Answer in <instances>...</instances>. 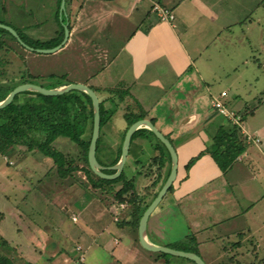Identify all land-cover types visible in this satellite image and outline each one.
Here are the masks:
<instances>
[{"label":"rangeland","instance_id":"rangeland-1","mask_svg":"<svg viewBox=\"0 0 264 264\" xmlns=\"http://www.w3.org/2000/svg\"><path fill=\"white\" fill-rule=\"evenodd\" d=\"M232 1L234 6L241 3V0ZM243 1V5L235 7L237 12L232 18H228L233 20L235 14V17L241 15L237 18L241 21L248 19L250 24L242 22L230 26L224 34L225 39H219L215 45L222 49L220 55L215 54V46L210 47V66L217 78H213L209 87H214L212 94L224 89L230 98L238 100L242 109L239 114L244 115L241 129L258 131L264 136V0ZM257 1L261 5L255 9ZM55 7V0H0V22L32 39L45 41L57 30L53 15ZM70 44L69 48L64 45L54 53L31 54L9 42L12 50L5 53V81H18L24 76L33 78L32 83L39 86H49L57 81L91 84L87 77L97 75L101 65L80 66L76 56H69L79 53L81 45L77 40ZM249 45L253 47L251 53ZM224 59L239 64L233 70L218 71V68H226ZM254 59L258 63L256 67L252 63ZM71 62L79 64L72 69ZM103 74L112 75L111 71ZM95 91L97 97L102 98L97 88ZM152 97L134 95L131 98L135 105L145 109ZM113 117L101 128V138L105 129L111 132L110 137H115L114 131L124 125L122 118ZM247 131L245 133L249 134ZM249 135L258 138L256 134ZM141 145L137 152L133 148L129 150L125 165L129 175L135 168L132 160L145 159L151 152L146 142ZM53 147L68 155L78 166H83L75 143L59 137ZM107 150L101 139L97 154L100 163L105 161H102L100 151L109 155ZM142 151L144 154L141 155ZM197 168L190 170L194 172ZM188 171L185 172L190 175ZM258 183H249V201L240 188L233 187L227 189L228 193L224 192L226 197L206 199L208 196L204 194V184H201L193 190V196L184 203L182 200L179 206L169 207L163 214L159 213V207L154 210L148 219V239L170 249L193 251L205 264H247L248 259L253 264L248 246L238 251L230 247L237 240L246 243L245 237L239 239L235 234L246 229L251 233L250 241L259 247L256 250L258 260L264 261V183ZM148 184L143 176L137 178L138 191ZM119 188V183L114 186L115 191ZM224 188L221 186L222 190ZM231 204H235V211L241 210L242 215L232 217L233 220L221 226L213 225L216 218L231 213L228 210ZM122 205L123 208L113 193L93 189L82 171L60 179L52 160L33 149L15 147L8 154L0 155V238L9 245L4 251L14 256L16 264H62V251L73 255L75 244L81 247V251L75 253L81 264H192L185 258L143 249L135 239L137 229L132 230L128 225L131 206ZM73 217L76 221H72ZM77 250L79 247L75 248ZM240 252L245 254L246 261ZM70 262L77 264L73 259Z\"/></svg>","mask_w":264,"mask_h":264},{"label":"crops","instance_id":"crops-1","mask_svg":"<svg viewBox=\"0 0 264 264\" xmlns=\"http://www.w3.org/2000/svg\"><path fill=\"white\" fill-rule=\"evenodd\" d=\"M234 3L232 0H83L74 17L76 22L74 24L73 21L68 30L65 48H69L74 40L79 41L81 45L80 52L76 54L73 52L75 55L69 57L76 56L80 66L94 67L100 64L102 67L96 71L97 75L94 73L87 77L92 85L83 82L74 84H83L99 91L107 87L127 88L124 102L133 107V112H137V108L131 97L153 96L146 108L141 110L146 114L145 119L149 121L152 119L161 134L169 138L177 155L176 178L171 193L163 200L159 209L161 214L169 207L179 206L182 200L184 203L201 184H204V194L208 196L206 199L226 197L227 189L233 187L240 188L242 195L249 201V183L252 181L264 183V136L258 131L248 132L241 129L242 132L256 134L260 139V145L248 142L245 151L226 173L222 174L207 154L200 156L193 166H190V175L184 169L186 163L209 143L208 124L220 117L211 108V100L224 89L215 94L211 93L215 90L213 86L209 87V84L217 77L212 73L210 66V47L217 45L219 39H225L224 34L232 24L238 25L242 22L250 24L248 19L241 21L237 18L241 15L235 17V14L233 20L228 18V16L232 18V14L237 12L235 7L243 5L244 1L241 0V3L235 6ZM154 4L168 9L173 14L172 25L157 19L152 12ZM260 5V1H257L255 9L260 8ZM249 47L251 53L253 47L250 45ZM214 49L216 55L221 54L222 49L219 47ZM223 61L226 68H218V71H226L227 68L233 70L239 64L227 59ZM252 63L255 67L258 64L256 59ZM76 65L71 64V68L77 67ZM107 71H111L112 75L104 76L103 73ZM222 102L228 110L242 113L241 104L228 94ZM125 104L119 105L114 117L112 116L113 119L116 117L123 119ZM124 127L125 122L119 130L114 131L118 135L115 134V137H110L111 132L106 129L102 133L101 139L110 152H114L118 147L120 141L118 137H121ZM105 137L107 139H104ZM142 142H146V147H149L146 140L136 138L132 146H129V150L133 148V151L137 152V149L140 150L142 147ZM100 154L102 161L105 160L107 155L101 151ZM99 165L103 166L101 163ZM193 167L198 168L193 172L190 170ZM219 185L225 188L222 190ZM221 204L226 207L225 202L221 201ZM234 205L231 204L228 208L231 213L216 218L213 225L221 226L233 220L232 217L242 215L241 210L235 211ZM235 234L239 239L241 236L245 237L246 243H242L241 239L229 246L236 251L248 246L250 248L248 254L254 258L252 263L262 264L264 261L257 258L258 246L250 241V231L244 229ZM148 241L153 245L162 246L152 243L149 239ZM76 247H79V250L75 251ZM72 250L79 253L81 247L75 244ZM62 252L60 261L62 264H68L72 259L78 264L77 254L72 255L66 250ZM240 255L245 258L244 253L240 252ZM248 261L250 262V259ZM249 262L247 264H251Z\"/></svg>","mask_w":264,"mask_h":264},{"label":"trees","instance_id":"trees-1","mask_svg":"<svg viewBox=\"0 0 264 264\" xmlns=\"http://www.w3.org/2000/svg\"><path fill=\"white\" fill-rule=\"evenodd\" d=\"M83 0H65V16L59 15L60 0H56L54 11V22L57 30L54 35L45 40L32 39L24 33L5 22L1 24L10 26L15 30L18 37L28 46L39 49H49L57 46L63 39V23H67V29L70 30L71 24L77 11L80 9ZM38 25V24H36ZM40 25V24H39ZM9 42L21 47L16 39L6 30L0 28V102L17 85L32 83V79L20 77L18 81H5V53L12 50ZM24 50V49H23ZM28 52V51H27ZM31 54H37L29 52ZM70 83H61L57 81L49 86L40 85L46 89L59 88ZM95 93V89L89 87ZM101 91L102 98H99V117L101 128L111 121L114 113L119 109V105L125 104L124 99L127 95V88L107 87ZM135 105V104H134ZM137 112H133V107L125 104L123 108V120L125 127L121 132L119 145L114 152L107 155L103 166L109 167L116 164L120 157V147L127 128L137 120L145 119L146 114L136 105ZM215 111V110H213ZM237 113V112H236ZM218 119L212 120L208 126L209 143L195 157L191 158L184 169L188 171L192 163L202 155H209L220 172L226 173L236 162L237 158L245 151L247 143L240 125L231 124L225 117L218 113ZM244 120V115L240 114V123ZM150 122L154 125V121ZM92 129V104L89 96L78 90L69 91L60 96H45L35 91H25L13 98V101L0 110V155L8 154L15 147H25L33 149L43 156L52 160L56 167L57 175L60 179L72 176L78 171H82L86 182L93 189H100L103 192L112 194L118 204L125 203L131 206L129 226L132 230L137 229L138 221L154 199L157 192L163 185L170 169V158L165 147L153 136L147 128L137 129L131 136L130 145L136 138L144 139L149 144L148 157L145 159L132 160L135 167L132 174L129 175L126 166L116 179L106 180L97 177L91 172L87 163V150L91 137ZM211 130V131H210ZM64 137L76 144L79 149L80 161L83 166H78L68 155L60 152L53 147V142ZM169 142V138L164 136ZM101 135L96 142V160ZM171 143V142H170ZM144 154L142 151L141 155ZM129 155V151H128ZM97 162H99L97 160ZM127 162V161H126ZM100 163V162H99ZM105 174H112L114 171L105 170ZM143 176L148 181L141 191L137 190V178ZM120 184L118 190H114L116 184ZM171 185L165 196L157 207H161L163 199L171 193ZM149 198V199H148ZM137 240V239H136ZM9 248L6 241L0 238V264H16V259L4 251ZM191 252L190 250H183ZM189 261V260H188ZM194 264L192 261H190ZM80 264V262H78Z\"/></svg>","mask_w":264,"mask_h":264},{"label":"water","instance_id":"water-1","mask_svg":"<svg viewBox=\"0 0 264 264\" xmlns=\"http://www.w3.org/2000/svg\"><path fill=\"white\" fill-rule=\"evenodd\" d=\"M64 4H65V0H60L59 15L65 16ZM62 26H63V39L60 42V44H58L57 46H55L53 48H49V49H39V48H32V47L28 46L18 37L17 33L15 32V30L13 28L0 23V28L6 30L12 37H14L16 39L17 43L21 47H23L24 49H26L29 52H34L37 54L54 53V52H57L59 49H61L65 45V43L67 41V37H68V29H67L66 23H63ZM72 90H78V91L85 92L91 100V104H92V129H91V137H90V141H89V146H88V150H87V163H88V167L91 170V172L93 174H95L97 177H99L101 179L112 180V179H116L117 177L120 176V174L124 168V165L126 163V160H127L131 136L139 128H147L148 130H150L152 132L153 136L165 147V149L169 155V158H170L169 173H168L163 185L161 186V188L157 192L156 196L149 203V205L144 210V212L142 213V215L138 221L137 237H138V241H139L140 246L149 252L164 253V254H169L172 256L185 258L189 261H192L194 264H205L201 260V258L198 255H196L195 253L178 251V250L170 249V248L164 247V246H156V245L151 244L147 239V232H146L147 221H148L150 215L157 208V206L160 203V201L162 200V198L167 193L170 186L175 181L176 173H177V155H176V152H175L173 146L164 137V135L161 134V132L149 120H146V119L137 120L127 128V130L124 134L122 143H121L120 157H119L118 162L112 166L103 167V166L99 165V163L96 160V156H95L96 142H97V139H98L99 133H100L99 99H98L96 93L92 89H90L88 86L83 85V84H78V83H76V84L71 83V84H68L66 86H62L59 88L46 89V88H43V87L36 85V84H33V83L20 84V85H17L16 87H14L11 90V92L4 98V100H2L0 102V110L5 108L6 106H8L13 101V98L16 95H18L22 92H25V91H35V92L40 93V94L45 95V96L55 97V96L63 95V94H65L69 91H72ZM105 170H112V171H114V173L105 174L103 172Z\"/></svg>","mask_w":264,"mask_h":264},{"label":"built area","instance_id":"built-area-1","mask_svg":"<svg viewBox=\"0 0 264 264\" xmlns=\"http://www.w3.org/2000/svg\"><path fill=\"white\" fill-rule=\"evenodd\" d=\"M152 12L156 15L160 22L169 23L171 25L173 24L174 16L168 9L158 4H154L152 6ZM226 95L227 92L225 90L221 91L215 98L211 100V108L225 117L231 124L240 125V115L236 112L228 110L222 102ZM242 133L245 136L246 143L251 142L254 145H259L260 140L255 135H249L245 132ZM120 207L123 208V205L120 204ZM72 221H76V219L73 217Z\"/></svg>","mask_w":264,"mask_h":264}]
</instances>
